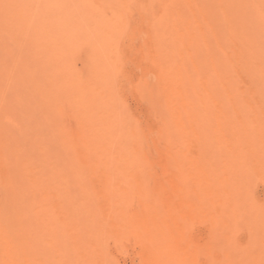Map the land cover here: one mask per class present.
Listing matches in <instances>:
<instances>
[{"label":"rangeland","instance_id":"1","mask_svg":"<svg viewBox=\"0 0 264 264\" xmlns=\"http://www.w3.org/2000/svg\"><path fill=\"white\" fill-rule=\"evenodd\" d=\"M25 1L38 16L54 8L52 0H46L47 4ZM152 1L76 0L88 4L90 13L83 22H75L67 41L82 53L93 52L108 68L104 80L95 76L93 80L102 92H108L107 108L117 111L115 120L124 129L116 143L120 150L91 152L84 144L89 135L79 126L84 118L68 114L71 135L81 142L76 156L112 157L114 166H89L81 176L67 168L48 177L31 202L30 217L14 218L26 227L21 234L25 244L13 242L19 232L6 229L0 216V264H264V157L258 153L241 172L232 158L237 153L229 133L222 132L229 127L228 121L238 122L245 111L250 120L258 117L264 128L263 73L261 79L254 77L252 62L243 60L258 44L246 45L239 36H220L228 23L219 7L223 0H210L209 8L202 0H159L157 14L166 11L164 5L184 9L185 20L177 16L173 25L161 24L158 15L150 16ZM259 1L262 5L257 9L248 8L246 25L253 36L263 37L264 0ZM38 4L45 8L43 13ZM44 15H40L42 27L49 25ZM210 16L218 18L217 37L210 28ZM115 17L118 24L112 23ZM102 20L108 24L100 41L93 27ZM196 44L204 52L220 44L218 68L228 75L214 81L204 73L197 75L196 69L201 64L207 68L211 60H202ZM169 47H173V83L171 94L162 97L157 74L159 60ZM262 47L256 52L255 69H264V43ZM47 67L43 70L49 72L52 68ZM59 73L66 74L65 70ZM12 90L13 86L6 90L7 96ZM148 94H157L156 102L149 101ZM205 96L210 98V111L204 120ZM14 105L21 107V100ZM166 118L172 132L161 134ZM9 124L18 123L11 120ZM51 128L55 130V124ZM220 141L231 147V154L211 155V146L218 149ZM257 147L263 154L264 143ZM11 170L0 164V208L3 178ZM234 180L241 189L237 196ZM16 247L30 257L17 260Z\"/></svg>","mask_w":264,"mask_h":264},{"label":"bare ground","instance_id":"2","mask_svg":"<svg viewBox=\"0 0 264 264\" xmlns=\"http://www.w3.org/2000/svg\"><path fill=\"white\" fill-rule=\"evenodd\" d=\"M24 1L0 0V164L14 169L3 178L4 195L0 216L5 228L13 227L15 231L19 232L18 236L13 238L16 245L26 243L25 238L21 237L22 232L26 231V227L22 222H14V218L20 220L25 216L30 217L31 202L36 192L44 187V182L48 177L54 176L53 174L60 175L67 168L78 170V175L81 176L82 170L89 166H106L107 168L114 166L115 160L112 157L107 160H99L89 156L84 159L76 156V146L81 142L71 135L73 127L68 114L72 112L84 118L79 126L80 129L87 131L89 138L84 144L93 153H106L113 149L120 150L116 143L120 134L124 132L122 126L115 120L117 111L107 108L108 92H102L100 87L94 85V76L104 80L109 72L108 68L93 52L82 53L83 50L79 46L67 41L69 39L67 35L74 32L75 22H83L85 16L87 17L90 13V6L86 3H75L76 0H52L53 10L46 11V15H44L45 13L40 14L44 15L42 18L49 22L48 26L42 27L43 25H40L41 16H38L35 10L26 5L29 2ZM209 1L202 0L200 3L209 8ZM158 2L159 0H154L150 3L148 13L153 17L158 15L156 18H159L161 24L173 25L176 23L177 16L180 21L185 20L187 15L184 9L176 6L166 8L164 5L166 11L161 15L157 14L156 5ZM38 5H36V10L39 8ZM261 5L259 0H223L219 7L222 17L224 16L228 23L221 33L216 28L218 18L210 16V28L214 33L216 32V37L219 33L223 38L234 35L239 36L246 45L258 44V47L253 49V53L243 59L249 65L252 62L250 71L258 79H261L262 73L264 77V69L263 67L255 69L254 60L257 56L256 52L263 48L264 36H258V34L253 36V31L246 25V22L250 15L247 11H251L248 8L251 7L252 10H255ZM39 6L43 9L38 10L43 13L45 8L42 6L44 4ZM46 8L48 9V7ZM37 13L39 14L38 11ZM253 16L254 14H252ZM115 18L112 23L118 24L120 20L118 17ZM107 24L104 21L94 24L93 34L100 41L103 38L102 28ZM19 29H25L26 33ZM198 45L196 44V49L202 55V60L205 57L211 61L207 68L201 64L200 68L196 69V74L204 73L213 81L228 75V71H226V75H223V72L218 68L217 62L221 61V45H217L216 48L212 47L213 49L208 47L206 52ZM172 50L173 47L167 48L163 52V58L159 60L161 68L157 74V85L160 92L158 95L162 97L171 94L170 86L173 83L171 77ZM45 66L53 70L47 72L46 68L43 70ZM60 70H65L66 74L63 76H60V73L57 74ZM193 78L194 76L189 77L191 81ZM261 80L263 81L264 78ZM12 86L13 90L7 96L6 90ZM9 90L11 91V89ZM261 92L264 95V89ZM156 95L148 94L149 101L156 102ZM72 96H76L78 99L72 101ZM19 99L21 107L19 105L20 110L19 107L17 110L14 102ZM16 104L18 105V102ZM202 105L205 113L202 117L205 120L208 111H210L208 96H205ZM59 110V114H56ZM228 114V112L225 113L227 117H229ZM247 114L248 112L245 111L243 118L238 122L230 123L228 121L229 127L227 125L225 130H222L225 134L229 133L228 140L237 153L232 158L237 161L241 172L246 170V165L258 153L264 157V153L261 154L257 147L258 144L264 143V128L257 120L258 117L253 121ZM166 119L168 121H165L161 128V134L172 132L170 119ZM11 120L18 123L17 127H12L9 124ZM53 124L56 126L55 130L51 128ZM138 146L141 145L138 144ZM217 148L211 146L212 156L224 151L228 152L227 155L232 153V150L229 151L231 147H228L227 144L224 146L221 141ZM208 155L210 154L204 156ZM204 158L207 163L212 162L211 157ZM49 168L52 170H48ZM211 168L215 167L211 166ZM233 186V194L239 195L241 189L237 180L233 181ZM61 194H66V192ZM15 250L17 251L14 257L17 260L30 257L29 252L25 250H22L21 253L19 252L20 248L16 247Z\"/></svg>","mask_w":264,"mask_h":264}]
</instances>
